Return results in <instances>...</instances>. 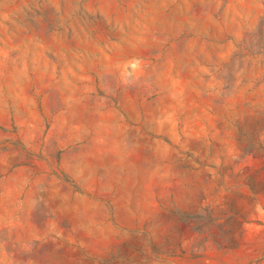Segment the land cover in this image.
I'll return each mask as SVG.
<instances>
[{"label": "rangeland", "instance_id": "rangeland-1", "mask_svg": "<svg viewBox=\"0 0 264 264\" xmlns=\"http://www.w3.org/2000/svg\"><path fill=\"white\" fill-rule=\"evenodd\" d=\"M0 264H264V0H0Z\"/></svg>", "mask_w": 264, "mask_h": 264}]
</instances>
